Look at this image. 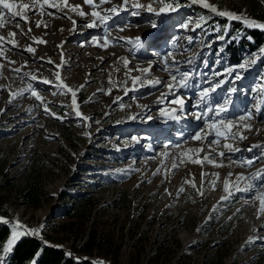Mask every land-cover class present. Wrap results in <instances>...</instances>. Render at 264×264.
<instances>
[{
	"label": "rangeland",
	"instance_id": "374dc122",
	"mask_svg": "<svg viewBox=\"0 0 264 264\" xmlns=\"http://www.w3.org/2000/svg\"><path fill=\"white\" fill-rule=\"evenodd\" d=\"M22 1L11 0L27 19L11 20L4 10L0 26V203L14 221L10 225H16L12 233L22 234L9 251L2 250L3 264L12 246L27 236L26 229L62 247L67 256H92L110 264H217L219 258L221 264H264V180L255 178L264 169V59H257L264 43L243 46L237 61L227 48L252 28L192 0H128L126 11H119L123 0H94L95 7L84 0H40L26 12ZM70 1L85 15L65 8ZM204 2L264 23V0ZM136 3L144 5L139 15L131 14ZM149 4L157 12L165 4L176 11L158 16L147 11ZM253 4L261 10H253ZM113 6L119 15L106 25L91 15H107ZM94 20L98 26L88 27ZM111 38V49L122 56L94 65L96 43ZM252 59L257 62L250 64ZM246 63V69L239 68ZM235 72L241 80L234 79ZM181 73L188 74V87L169 90L170 84H179ZM155 80L159 84L152 86ZM217 83L220 87L198 104L200 91ZM63 85L75 93V105ZM150 98L155 109L144 117ZM178 98L182 106L172 103ZM225 100L232 103L218 116L217 106ZM77 110L88 119L78 117ZM249 113L251 119L240 120ZM221 120L225 126L233 121L234 130L252 121L259 130L242 145L249 149L242 158L210 154L216 143H238L237 138L193 139L197 132L222 129ZM213 121L216 129L209 130ZM205 156L213 162L204 161ZM254 157L259 159L252 165L245 163ZM31 176L44 194L38 207L29 206L14 189L6 190L8 182L24 184ZM225 181L233 193L228 199H222L228 195ZM253 183L252 190L237 191ZM92 231L119 246L115 255L77 250Z\"/></svg>",
	"mask_w": 264,
	"mask_h": 264
},
{
	"label": "snow or ice",
	"instance_id": "6c2138e0",
	"mask_svg": "<svg viewBox=\"0 0 264 264\" xmlns=\"http://www.w3.org/2000/svg\"><path fill=\"white\" fill-rule=\"evenodd\" d=\"M40 2V0H32L31 3H25V4H22L20 5V7L24 8V9H34L36 7V5ZM50 0H43V4H49ZM67 2V0H65V3ZM85 4L87 5H90V6H93L95 7V4H94V0H84ZM110 0H100V3L101 4H104V3H109ZM197 2H200L202 3L203 7L206 8V9H209V11L215 15H218V16H221V17H225V18H228V19H231V20H242L243 23L248 26V27H251V28H257V29H261V30H264V23H261V22H258L254 19H247L246 17H244L242 14H236V13H233L231 11H218V6H214V5H211L209 3H206L204 2V0H192V3H197ZM123 3L125 5V7L123 8H120L119 11H126L127 10V4H128V0H123ZM173 3H175V0H173ZM0 6H2V8H0V26H3V17L5 16V11L4 10H7V13L9 14V18L11 20H16L17 17H20L21 19H24L26 20L27 17L26 16H22L21 12L20 11H15V7L16 5L14 3L11 2V0H0ZM42 6V5H41ZM74 9L77 8L78 6H72ZM133 8L135 9L131 14L133 15H139V11L140 9L144 8V5L140 4V3H136L135 5H133ZM119 11H118V8L117 6H113L111 7L110 9L107 10L108 14L105 15V14H102L101 12L99 11H93L91 13V15L93 17H96L99 24L100 25H106L107 22L111 19H113L114 16H117L119 15ZM147 11L148 12H155L156 15H161V14H167L168 12H175L176 11V8L175 7H172L171 4H165V6L163 7H160L159 11L157 12L156 9H154L152 7L151 4H149L147 6ZM80 15L83 16L85 15V13L83 11L80 12ZM97 20H94L92 21L91 23L88 24V27H94V26H98L97 25ZM40 25L37 24V27H39ZM199 26V25H198ZM16 27H19V22L17 21L16 23ZM153 27H155V25H153ZM184 27H187V25H184ZM122 30V29H121ZM29 31H31V29H29ZM21 33L22 34H25L26 33H23V30L21 29ZM9 35L11 36H15L16 33H10ZM3 37H0V40H2ZM137 43L140 42V37H136L135 38ZM249 39H251V37H249ZM39 43H43L44 41H38ZM14 43V41H13ZM105 47L107 46V44L104 45ZM26 51L28 52H35V49L34 48H31V47H28L26 49ZM171 55V53H169V56ZM167 60V57L165 58ZM257 59H264V48H261L259 49V54L257 56ZM257 59H252L250 61V64H255L257 62ZM51 62V61H50ZM248 66V63L246 64H240L239 65V68L240 69H246V67ZM147 71V70H145ZM227 71L229 73H233V69H227ZM57 78L59 79V74L57 73ZM33 80L36 79L35 76L32 77ZM138 79V78H137ZM173 81L176 80V77L173 76L172 77ZM188 79V74L187 73H181L180 74V82L178 85H174V84H170L168 87H169V90H171L173 87H188V84L185 82L186 80ZM234 79L235 80H241L242 79V76L240 74V72H235L234 74ZM44 83H50L49 81H43ZM159 81H156L155 83H158ZM57 88H60L61 85L60 84H57L56 85ZM64 88L67 89L68 92H72L73 93V104L75 105L76 101H75V93L73 92V90L71 88H68L67 85H63ZM220 87V84L217 83L215 85V87H211V88H203L201 91H200V94H199V100H198V104L204 102L206 99H208L211 95V93H214L216 91L217 88ZM32 88V85H29V89ZM232 92H235L237 91L236 88H233L231 90ZM261 91H264V89H262ZM32 95L34 97H36V99H41V97L35 92L33 91L32 92ZM172 103L174 104H179V105H183L184 101L182 98H178L174 101H172ZM232 102L230 100H225L223 104H220L217 106V111H216V114L219 116L220 114H223L225 112L228 111V105H230ZM47 111V109H46ZM78 117H81L82 119H88V117H84L82 116V114L77 110L76 113H75ZM55 115V114H53ZM59 118V117H58ZM175 119H179V117H174ZM197 118L199 119L200 118V115L197 116ZM251 113H249L246 117L245 116H241L240 117V120L243 121L244 119H251ZM149 119H151V117H149ZM220 125H221V128H224L223 131L219 130V129H216V125H217V121H213L211 124L208 125V128L209 130H212V129H216V131L213 133L211 131L205 133L203 136L201 134V132H197L195 134V136H193V139L195 140H202V139H205L208 135H214L215 139L218 141L221 137H224L225 139H227L229 137V135L231 136V138H236L237 136V133L235 132H230V128L233 126V121L231 120H228L227 121V127L225 128V122L224 121H219L218 122ZM245 127H250L249 125H245ZM247 137H244V136H240V139H246ZM135 139V138H134ZM224 148H227L231 151H238L239 149H236V148H233L232 145L230 144H224L223 145ZM253 147H262L261 145H254ZM219 155L221 156H224L225 153L224 152H220ZM204 161H207L209 163H212L213 161L209 160V158L207 156L204 157ZM204 161H201V160H194L193 162L194 163H203ZM246 164H248L249 166L252 165L254 163L253 160H248L245 162ZM255 178L256 179H259V180H264V169H261V170H258V172L255 174ZM225 192L228 193L227 196H224L222 197V199H228L231 195H233L232 192L229 191V182L228 181H225ZM255 187V184H249L247 188L245 189H239L237 188V191H250L252 190L253 188ZM183 189H181L182 191ZM260 204H261V211L264 212V196L261 197V200H260ZM5 223H10V222H5ZM13 228L15 229L16 228V225H13ZM22 235L21 233L17 232V231H13L12 233V237H11V240H9L8 242V246L4 247L3 251L4 252H7L10 250V247L12 245V243H14L18 238L19 236ZM68 255L71 257V253H68ZM37 256H39V253H37ZM77 260L79 258H76ZM0 264H3V257H0ZM33 264H35V261H33ZM91 264H104L103 261H92Z\"/></svg>",
	"mask_w": 264,
	"mask_h": 264
},
{
	"label": "trees",
	"instance_id": "16d2710c",
	"mask_svg": "<svg viewBox=\"0 0 264 264\" xmlns=\"http://www.w3.org/2000/svg\"><path fill=\"white\" fill-rule=\"evenodd\" d=\"M252 9L255 11L261 10L257 4H253ZM263 43V31L255 28L245 29V36L243 35L242 39L237 41V46L235 45L233 48L227 46L228 53L233 60L237 61L239 60V51L243 46L253 49L262 46ZM12 189L31 207H38L44 198L43 191L34 176L29 177L24 184L16 185L8 182L6 190L11 191ZM0 212L5 215L8 214L1 203ZM11 232L9 225L0 223V255ZM118 249L119 246L115 245L113 240L96 235L92 231L77 250L86 254H93L96 251L97 253L103 252L105 255H112V253L115 255ZM37 253H39V256H37ZM33 261H35V264H91V261H77L72 256H67L62 250L47 246L32 237L24 235L12 246L8 264H30ZM221 263L222 259L219 258L217 264Z\"/></svg>",
	"mask_w": 264,
	"mask_h": 264
},
{
	"label": "bare ground",
	"instance_id": "6f19581e",
	"mask_svg": "<svg viewBox=\"0 0 264 264\" xmlns=\"http://www.w3.org/2000/svg\"><path fill=\"white\" fill-rule=\"evenodd\" d=\"M28 0H26V1H22V3H21V5L22 4H25V3H28L27 2ZM32 1H29V3H31ZM114 3L115 2H111L110 4L111 5H114ZM17 4H18V2H17ZM20 5V4H19ZM77 6V4L76 3H74V2H72V1H70L69 3H67V4H64V7L65 8H69L70 10H74V8L72 7V6ZM17 6V5H16ZM16 8V7H15ZM22 10H24V12H26V9H24V8H22ZM59 10H61V9H59ZM75 10H76V12H81V11H83L84 12V10L82 9V10H80V8L79 7H77V8H75ZM62 11V10H61ZM129 18H131L130 16H129ZM133 18H136V17H133ZM145 18V17H144ZM77 19V18H76ZM122 19H124V17H120V18H116L115 20H122ZM139 20H142L141 18H137L135 21L136 22H138ZM70 28H72L73 30L74 29H76V27L75 26H70ZM134 30V29H133ZM135 32H138V31H136L135 30ZM141 37V36H140ZM78 38L79 37H77L76 39H74V40H72L73 42L74 41H76V40H78ZM39 39V38H38ZM114 41V38H111V39H109V40H107L106 42L104 41V42H102V44H100V43H96V45L95 46H99V49H98V51H97V55H93V57L97 60V61H95V63H94V65H98V64H101V63H104V62H106V63H108V64H110L111 62H112V60L113 59H116L118 56H122V54H123V52L122 51H117V50H112L111 49V47H112V42L111 41ZM93 41V40H92ZM44 42H46L45 40H44ZM122 43H123V48L124 49H129V46H128V43L125 41V40H123L122 41ZM105 44H107V46L105 47L104 45ZM40 50V49H39ZM41 51H42V49H41ZM40 51V52H41ZM46 51V50H45ZM80 51V50H79ZM100 51H102V52H100ZM129 71L130 72H132L133 71V67H130V69H129ZM146 82H148V81H146ZM156 82V80L154 81V83H152L151 85L152 86H155V85H158L159 83H155ZM157 99V97L156 96H152V100H156ZM151 100V98H150V100H148L147 102H145L144 103V106H147V111H146V113H145V115H144V117H146V116H148L151 112H152V110H154L155 109V103L153 102ZM150 101H152L151 103H149ZM245 125H249L250 127H245ZM168 126V125H167ZM227 126H225V128H226ZM150 130V129H149ZM221 131H223L224 130V128H222V129H220ZM259 130L258 129H254V125H253V122L252 121H246L245 123H243L242 125H237L236 126V128H235V130L234 129H232V128H230V132H235V133H237V136H236V138H237V140L239 141L238 143H232V144H230V145H232V147L233 148H236V149H239L238 151H231V150H229V149H227V148H224L223 147V145H224V143H222V144H220V143H216L215 144V147H216V149L213 151V152H211L210 154H214V155H219V153L220 152H224L225 154H228V153H231L232 155H234V158H242L243 157V154H247L248 153V150L249 149H247V148H242V145H247L248 144V140L250 139V138H255L254 137V135H256V133L258 132ZM241 135V136H244V137H247L246 139H240V136H238V135ZM203 136V135H202ZM213 135H209V136H207V140H206V142H209L210 141V139H211V137H212ZM230 136V135H229ZM252 141H254V140H252ZM225 144H227L226 142H225ZM219 156H221V155H219ZM163 158H164V155H163ZM259 159V157H254V158H252L251 160H253L254 162H256L257 160ZM1 218H5L4 216H0ZM5 219H8V218H5ZM14 222V221H13ZM27 231V230H26ZM12 233V232H11ZM11 233H10V235H11ZM33 234H34V232H32Z\"/></svg>",
	"mask_w": 264,
	"mask_h": 264
},
{
	"label": "water",
	"instance_id": "95a60500",
	"mask_svg": "<svg viewBox=\"0 0 264 264\" xmlns=\"http://www.w3.org/2000/svg\"><path fill=\"white\" fill-rule=\"evenodd\" d=\"M0 216H4L5 218H8V219L11 220V221H4V220H1V219H0V222H1V223H4V224H5V222H10V223L13 222V221H12V218H10L9 216H6V215H4V214H0ZM10 223H7V224L10 225ZM17 225H18V224H17ZM18 226H19V225H18ZM10 227H11V230H12L13 227H12L11 225H10ZM26 230H27V236L32 237V238L38 240L39 242H42L43 244H45V245H47V246H50V245H48L46 242H44V241H42L40 238H38L37 236L31 234L30 231H29L28 229H26ZM50 247H54V246H50ZM54 248H56V249H58V250H63L62 247H54ZM67 251H68V250H67ZM68 252H69V251H68ZM71 255L74 256L75 258H79L78 260H80V261H96V260H102L105 264H110V263H108L107 261H105V260H103V259L95 258V257H92V256L80 257V256H77V255H74V254H71Z\"/></svg>",
	"mask_w": 264,
	"mask_h": 264
}]
</instances>
